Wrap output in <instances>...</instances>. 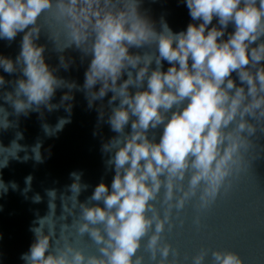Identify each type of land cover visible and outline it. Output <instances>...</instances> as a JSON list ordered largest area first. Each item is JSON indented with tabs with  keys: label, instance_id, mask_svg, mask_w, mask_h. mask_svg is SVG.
<instances>
[{
	"label": "clouds",
	"instance_id": "9594fccd",
	"mask_svg": "<svg viewBox=\"0 0 264 264\" xmlns=\"http://www.w3.org/2000/svg\"><path fill=\"white\" fill-rule=\"evenodd\" d=\"M185 3L199 23L173 32L163 17L157 29L142 0H0V39L11 44L23 34L15 60L0 55V69L14 76L0 75V131L16 129L8 145L0 143V170L10 161L44 163L43 140L19 142V117L37 113L44 136L55 137L71 123L74 92L95 108L96 129L107 124L114 133L101 143L111 185L97 183L84 201L82 171L44 197H29L31 174L23 188L0 177V197L12 190L34 204L47 198L46 213L35 210L24 264H180L163 235L174 211L178 217L190 202L207 210L246 170L253 137L264 134V0ZM41 35L57 67L46 63ZM68 49L82 63L90 58L82 85L56 74L74 63ZM58 90L66 91L53 102ZM61 108L66 115L47 123L45 112ZM209 251L210 264H243L235 251L207 248L191 264H205Z\"/></svg>",
	"mask_w": 264,
	"mask_h": 264
},
{
	"label": "water",
	"instance_id": "95a60500",
	"mask_svg": "<svg viewBox=\"0 0 264 264\" xmlns=\"http://www.w3.org/2000/svg\"><path fill=\"white\" fill-rule=\"evenodd\" d=\"M141 8L146 10L150 18L156 22L158 30L161 17L173 32L186 30L190 22L199 23L191 20L185 0H142ZM212 24L219 26L216 18L213 19ZM227 31H233V26L229 25ZM22 35L18 33L11 44L0 39V55L15 60L20 51ZM36 42L46 45L44 54L46 63L50 67H57L58 54L52 50L51 42L44 35H41ZM64 55L66 59L71 57L74 63L67 71L61 68L56 74L82 85L90 58L86 57L82 63L81 54L74 49L66 50ZM163 65V70L169 66L166 61ZM0 75L5 79L14 78L4 73L2 69ZM233 78L235 79V73ZM63 91L66 90L57 91L53 102L59 101ZM106 100L107 97L105 102ZM72 103L71 123L52 138L44 136L37 113L19 117L18 130L24 135V140L19 142L32 145L37 138L43 140L42 153L45 155V160L42 164H34L32 160L26 163L10 161L7 168L0 170V177L5 182L14 180L20 188H23L24 178L31 174L33 182L29 197L33 193H39L44 197V189L54 187L63 190L65 185L71 183L69 173L82 171V182L87 183L89 187L79 196L81 201L90 196L95 185L101 181L110 187L114 170H106L104 161L107 157L101 153V143L107 141L114 133L107 124L96 129L97 112L95 108L88 109L87 101L81 92H74ZM65 115L61 108L52 113L45 112V120L54 125L58 117ZM9 119L14 120L16 117L10 116ZM94 130L97 131L95 136ZM15 131L16 129L0 131V143L8 145ZM253 141L254 145L247 154L246 170L230 178L231 187L227 191L222 189L210 208L199 210L194 206V202H190L178 217L174 211V226L170 232L167 231L166 226L163 235L173 247L178 249L180 264H191V257L201 248L235 251L242 258L243 264H264V134L258 132L257 137H253ZM49 148L50 155L46 152ZM46 201L45 197L44 202L34 204L30 199L26 200L19 191L12 190L0 197V264H24L20 256L29 250L34 239L29 228L35 218V210H39V214L44 215L47 211ZM57 204L59 205V201ZM197 216L199 223L195 222ZM145 258L147 260V253ZM210 260L209 251L205 264H210Z\"/></svg>",
	"mask_w": 264,
	"mask_h": 264
}]
</instances>
